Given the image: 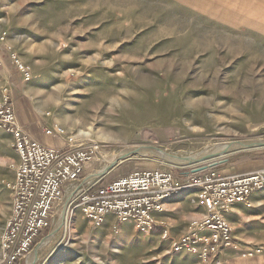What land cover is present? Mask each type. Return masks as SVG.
I'll list each match as a JSON object with an SVG mask.
<instances>
[{"label": "rangeland", "instance_id": "obj_1", "mask_svg": "<svg viewBox=\"0 0 264 264\" xmlns=\"http://www.w3.org/2000/svg\"><path fill=\"white\" fill-rule=\"evenodd\" d=\"M209 1L0 0V49L12 66L14 53L32 73L26 81L15 64L19 73L0 77V103L6 93L15 102L12 89L27 91L38 109L39 103L45 104V113L38 116L44 129L57 118L76 134L92 128L96 135L83 138L102 144V156L80 180L66 186L51 226L19 264H31V254L59 221L60 232L36 252L33 264L264 263V237L256 228L257 222L264 225V208L256 207L257 201H264V191L255 193L256 200L252 196V207L239 204L228 214L237 248L222 250L208 263L193 254L169 251L170 238L183 234L190 219L205 211L191 191L168 201L167 240L161 237L163 229L142 233L130 222L116 227L112 216L96 227L75 204L68 209L74 187H83L86 176L126 148L148 146L189 155L222 142L264 139V36L229 27L217 11L226 13L228 8L211 5L213 12ZM16 104L21 105L19 100ZM100 133L114 140H100ZM50 137L54 144L65 141ZM13 142L12 135L0 129V262L2 236L12 213L17 162ZM263 155L264 147L241 149L199 165L229 159L212 167L220 171L232 163L241 165L247 157L260 163ZM196 166H172L145 152L116 163L104 179L135 167L170 169L183 176ZM245 219L253 221L250 229ZM248 248L262 250L249 257L244 255Z\"/></svg>", "mask_w": 264, "mask_h": 264}, {"label": "built area", "instance_id": "obj_2", "mask_svg": "<svg viewBox=\"0 0 264 264\" xmlns=\"http://www.w3.org/2000/svg\"><path fill=\"white\" fill-rule=\"evenodd\" d=\"M11 56L24 79L31 80L30 69L16 54ZM0 129L12 135L17 154L11 186L12 213L2 236L0 264H19L33 250L43 230L51 226L66 186L80 180L87 167L102 156V144L86 140L56 122L45 127V133L62 137L64 145L50 147L40 143L19 125L11 93H6L0 103ZM107 175L90 183L84 179L80 190L79 185L74 187L69 210L75 204L96 227L112 216L116 227L130 222L142 233L163 229L161 237L167 240L168 201L191 191L193 201L205 211L190 219L183 234L170 238L169 251L193 254L207 263L215 261L222 250L237 248L228 214L239 204L252 207V196L264 191V167L236 175L208 168L177 176L172 170L159 167L135 168L111 180L104 179ZM261 250L248 248L244 255L251 257Z\"/></svg>", "mask_w": 264, "mask_h": 264}, {"label": "crops", "instance_id": "obj_3", "mask_svg": "<svg viewBox=\"0 0 264 264\" xmlns=\"http://www.w3.org/2000/svg\"><path fill=\"white\" fill-rule=\"evenodd\" d=\"M249 1L250 0H210L209 6H210L211 11H213L211 5H215V4H217L218 6L223 5L225 8H228L226 13H223L221 9L220 10L218 9L217 11L220 16H224L223 18L218 16V18L224 19L225 23L228 24L229 27L234 28V29H248L249 28L264 36V0H260L259 2H256L257 4H254V2H249ZM10 61L12 60L8 59L7 53L4 52L3 49H0V77L6 78V77H9L11 73H14L16 71L18 72V69H15L17 67L15 63L11 62L12 64H14L12 66L10 64ZM15 76H13L14 80L15 82H17L18 76L17 77ZM12 92L15 95L14 106H15L19 125L22 127V129L25 132H27L29 135H31L34 139H36L40 143L45 144L47 146L61 147L62 144L64 145L65 141H62V140L61 142L54 144L53 139L44 133L45 122L40 121L38 116H40L41 113H45L44 111L45 104L41 105V103H39L40 108L38 109V107H36V105L30 99L31 96L29 95L27 91H24V90L18 91L17 89H14V90L12 89ZM47 98L48 97H46V99ZM18 100L20 101V104H21L20 106L19 104L18 106L16 104ZM53 101H54V97L50 103H52ZM50 103H47V105ZM19 108L21 109L22 113H19ZM58 120L59 119L56 118L52 120V123H55V122L59 123ZM49 125L50 124L48 123V126ZM262 157H263V160L260 163L252 162L251 159L247 157L246 159H243L244 161H242L241 165H237V163H232L229 168H224L220 170V172L226 175H230V174L236 175V174H245L251 171L258 170L264 167V155ZM228 160L229 159H227V161ZM112 172L114 173L115 169L111 171V174ZM116 177L118 176H113L112 179ZM254 196L256 200V198L259 196V193L255 194ZM256 207L264 208V201L263 200L260 202L257 201ZM198 208H199V212H201V210L203 211L202 208L200 207ZM243 221H245L244 222V224H246L245 227L250 229V227L252 226L251 224H253L251 222L253 221H250L248 219H245ZM256 224H257L256 225L257 232L258 233L260 232L259 233L260 236L264 237V225L258 222Z\"/></svg>", "mask_w": 264, "mask_h": 264}, {"label": "bare ground", "instance_id": "obj_4", "mask_svg": "<svg viewBox=\"0 0 264 264\" xmlns=\"http://www.w3.org/2000/svg\"><path fill=\"white\" fill-rule=\"evenodd\" d=\"M71 121H73L72 118H71ZM77 123L81 124V122L78 120H77ZM78 134L81 136H86V137L96 135V133L94 132L92 128H90L89 130H80ZM98 137L100 140H103V141L114 140L113 135L104 136V134L100 133L98 134ZM257 147H264V139L236 140V141H230V142H222L219 144L210 145L206 147L202 152L195 153V154H189V155L169 154L161 149L148 147V146L130 147V148H126V150H122V151H119V152H116L110 155L107 159L108 162L105 165V167L103 169H100L96 172L89 174L87 178H85L84 182L90 183L102 177L104 173L106 172V168L120 162L124 158H127V157L129 158L131 156L139 155L145 152H149L150 156L161 159L164 163H168L172 166H190V165L194 166L197 164L205 163L207 161H211V160L223 157L224 155L231 153L233 151H236V150L257 148ZM80 187L81 186H78V190H80ZM63 223H66V220ZM59 224H60V221L56 225H54L52 229V234L49 237L46 236L47 238L44 240V242L40 244V246L36 248V251L31 254V264H33V262L35 261L36 254H37L36 252L40 250L41 248H44L45 246H47L50 242H52L54 237L60 232V230L57 231Z\"/></svg>", "mask_w": 264, "mask_h": 264}, {"label": "water", "instance_id": "obj_5", "mask_svg": "<svg viewBox=\"0 0 264 264\" xmlns=\"http://www.w3.org/2000/svg\"><path fill=\"white\" fill-rule=\"evenodd\" d=\"M227 159H224V160H220V161H213L211 162L210 164L208 165H199V166H196L193 168L192 172L193 173H196V172H200V171H203V170H206L208 168H212V167H216V166H219L220 164L224 163ZM115 165V164H114ZM114 165H111L109 166L108 168H106V172L104 173L103 176H105L106 174L109 173L110 169L114 166Z\"/></svg>", "mask_w": 264, "mask_h": 264}]
</instances>
